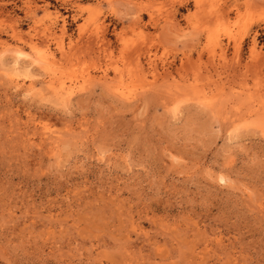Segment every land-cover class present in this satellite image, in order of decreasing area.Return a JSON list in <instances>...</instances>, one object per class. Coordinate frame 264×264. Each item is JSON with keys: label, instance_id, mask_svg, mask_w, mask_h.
<instances>
[{"label": "rangeland", "instance_id": "1", "mask_svg": "<svg viewBox=\"0 0 264 264\" xmlns=\"http://www.w3.org/2000/svg\"><path fill=\"white\" fill-rule=\"evenodd\" d=\"M0 264H264V0H0Z\"/></svg>", "mask_w": 264, "mask_h": 264}, {"label": "bare ground", "instance_id": "2", "mask_svg": "<svg viewBox=\"0 0 264 264\" xmlns=\"http://www.w3.org/2000/svg\"><path fill=\"white\" fill-rule=\"evenodd\" d=\"M19 37H21V35H20ZM18 39H19V38H18ZM21 39H22V38H21ZM19 40H20V39H19ZM22 40H24V39H22ZM31 41H32V39H31ZM31 41H30V42H31ZM24 42H25V41H24ZM26 42H27V41H26ZM31 43H32V42H31ZM137 64H138V63H137ZM152 70H153V69H152ZM153 71L155 72V69H154ZM137 83H138V82H137ZM118 90H119V89H118ZM60 92H61V93H64V94H65V93L67 94L68 92H70V90H67V88L63 86V87L61 88ZM121 95L124 96V94H121ZM201 100H202V99H201ZM205 103H206V102H205Z\"/></svg>", "mask_w": 264, "mask_h": 264}]
</instances>
